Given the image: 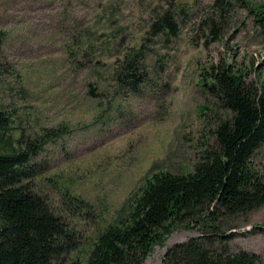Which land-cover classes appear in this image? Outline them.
<instances>
[{
  "label": "rangeland",
  "instance_id": "obj_1",
  "mask_svg": "<svg viewBox=\"0 0 264 264\" xmlns=\"http://www.w3.org/2000/svg\"><path fill=\"white\" fill-rule=\"evenodd\" d=\"M257 5L264 0H0V104L10 124L0 152L41 145L29 182L75 233L70 264L86 263L154 173L187 174L215 146L211 130L230 114L200 73L224 62L264 88ZM167 12L176 35L154 27ZM137 53L144 82L120 86L124 57ZM256 160L264 172V149ZM233 225H224L235 234L230 250L264 261V207ZM182 234L200 230L173 232L145 264H162Z\"/></svg>",
  "mask_w": 264,
  "mask_h": 264
},
{
  "label": "trees",
  "instance_id": "obj_2",
  "mask_svg": "<svg viewBox=\"0 0 264 264\" xmlns=\"http://www.w3.org/2000/svg\"><path fill=\"white\" fill-rule=\"evenodd\" d=\"M254 11L263 24L264 5ZM154 27L167 36L178 33L170 12ZM139 56L124 57L116 73L120 86L144 82ZM241 68L223 62L200 73L215 106L230 114L211 130L215 146L202 151L187 174L154 173L131 200L127 216L100 234L85 264H145L173 232L195 228L200 235L169 248L162 264H264L243 250L232 252L228 243L235 234L224 230L264 207V172L256 160L264 149V88ZM9 128L0 104V141ZM10 148L0 152V264H70L75 233L29 182L30 162L41 145Z\"/></svg>",
  "mask_w": 264,
  "mask_h": 264
},
{
  "label": "bare ground",
  "instance_id": "obj_3",
  "mask_svg": "<svg viewBox=\"0 0 264 264\" xmlns=\"http://www.w3.org/2000/svg\"><path fill=\"white\" fill-rule=\"evenodd\" d=\"M185 237H186V234H182V235H175V236H173L170 240H169V246L167 247L168 249L169 248H171L172 246H174V245H176V244H178V243H182V242H184L185 240H187V239H185ZM167 249V250H168ZM165 250V252L164 253H166L167 252V250L166 249H164ZM163 250V251H164Z\"/></svg>",
  "mask_w": 264,
  "mask_h": 264
},
{
  "label": "water",
  "instance_id": "obj_4",
  "mask_svg": "<svg viewBox=\"0 0 264 264\" xmlns=\"http://www.w3.org/2000/svg\"><path fill=\"white\" fill-rule=\"evenodd\" d=\"M165 249L167 250L168 248L166 247Z\"/></svg>",
  "mask_w": 264,
  "mask_h": 264
}]
</instances>
